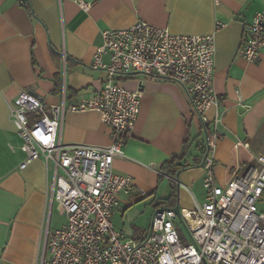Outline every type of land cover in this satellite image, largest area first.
I'll use <instances>...</instances> for the list:
<instances>
[{"label":"crops","instance_id":"1","mask_svg":"<svg viewBox=\"0 0 264 264\" xmlns=\"http://www.w3.org/2000/svg\"><path fill=\"white\" fill-rule=\"evenodd\" d=\"M84 1L91 3L88 10L75 0H0V264H40L45 231L66 221L58 203H49L52 166L46 170L41 160H34L20 168L25 154L9 107L22 91L46 105L66 108L90 98L106 79L104 71L91 66L105 29L128 28L143 20L176 34L213 33V88L220 114L217 129L223 136L214 151L215 181L219 186L228 181L237 147L242 148L240 157L264 158V50L256 63L239 53L246 28L264 0H220L218 5L213 0ZM118 81L141 96L134 129L122 137L124 157L113 161L114 171L130 176L135 186L120 194L112 224L123 237L136 239L147 233L154 211L166 207L154 202L167 197L174 183L161 167L186 142H191L184 158L189 166L175 175L184 185L179 192L174 183L177 204L186 210L203 204L206 131L175 82L141 73ZM214 112L210 107L207 115L213 118ZM59 137L66 145L105 147L111 142L97 111L66 112ZM53 210L64 222L51 227Z\"/></svg>","mask_w":264,"mask_h":264},{"label":"built area","instance_id":"2","mask_svg":"<svg viewBox=\"0 0 264 264\" xmlns=\"http://www.w3.org/2000/svg\"><path fill=\"white\" fill-rule=\"evenodd\" d=\"M82 10L91 3L75 0ZM215 5L220 0H213ZM21 5L25 4L20 2ZM216 22V27H222ZM264 50V7L247 26L239 53L256 63ZM214 35L176 34L138 20L128 28L105 29L91 66L106 73L103 85L90 98L66 108L46 105L22 91L9 107V117L25 154L20 168L41 160L52 166L49 203L56 201L66 216L59 228L45 231L40 264H264V158L253 156L241 174L219 186L214 178V151L223 136L218 97L213 88ZM143 73L178 84L202 127L208 146L202 156L205 200L192 210L180 209L188 239L179 235L171 207H158L147 233L136 239L114 229L112 215L120 194L135 184L113 169L124 157L122 137L135 126L140 92L118 80ZM213 107L210 118L207 110ZM97 111L109 130L105 147L66 145L59 134L66 112ZM178 186L175 177H167Z\"/></svg>","mask_w":264,"mask_h":264},{"label":"trees","instance_id":"3","mask_svg":"<svg viewBox=\"0 0 264 264\" xmlns=\"http://www.w3.org/2000/svg\"><path fill=\"white\" fill-rule=\"evenodd\" d=\"M191 142H186L183 144L182 152L178 155L172 156L169 160H167L161 167L162 173H164L167 177H175V175L183 170L184 168L188 167L189 165L186 164L184 158L187 155L188 151L190 150ZM203 150V147L200 148V151ZM242 152L241 147H237L233 151L232 161L227 168L228 173V181L236 176L243 173L251 163V159L246 157H240L239 153ZM248 156V154H245ZM155 202V207L158 206H166L173 208L177 204V187L174 183L170 185V193L167 197L163 199H157Z\"/></svg>","mask_w":264,"mask_h":264},{"label":"rangeland","instance_id":"4","mask_svg":"<svg viewBox=\"0 0 264 264\" xmlns=\"http://www.w3.org/2000/svg\"><path fill=\"white\" fill-rule=\"evenodd\" d=\"M250 165H256V163H255V161L253 159H251ZM175 184L178 186L177 183H175ZM165 186H168V183ZM178 189H179V192L180 191L182 192L183 189H184V185H181V186L179 185ZM50 217H51V227L59 226V225H61L64 222V216L61 215L56 210H53V212L51 213ZM173 222H174V225H175L176 229L178 230L179 235L181 237H183V238L188 239V234H187V231L185 229V226H184L181 218L176 216V218L173 220Z\"/></svg>","mask_w":264,"mask_h":264},{"label":"water","instance_id":"5","mask_svg":"<svg viewBox=\"0 0 264 264\" xmlns=\"http://www.w3.org/2000/svg\"><path fill=\"white\" fill-rule=\"evenodd\" d=\"M133 74H138V72H134ZM143 74V73H141ZM205 145L206 147L208 146V136H207V133L205 132ZM201 165H202V162H201ZM173 211L175 212L176 216L180 218V208H179V205H175L173 208Z\"/></svg>","mask_w":264,"mask_h":264}]
</instances>
